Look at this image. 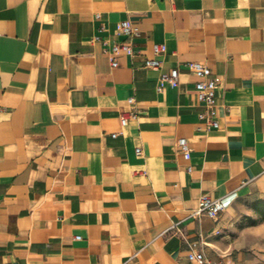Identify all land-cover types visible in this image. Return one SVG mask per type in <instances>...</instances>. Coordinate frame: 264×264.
Returning a JSON list of instances; mask_svg holds the SVG:
<instances>
[{"label": "crops", "instance_id": "obj_1", "mask_svg": "<svg viewBox=\"0 0 264 264\" xmlns=\"http://www.w3.org/2000/svg\"><path fill=\"white\" fill-rule=\"evenodd\" d=\"M122 21L140 35L113 68ZM155 44L180 71L161 91ZM191 62L219 81L218 129ZM203 196L225 211L196 215ZM242 199L264 200V0H0V264H255Z\"/></svg>", "mask_w": 264, "mask_h": 264}, {"label": "built area", "instance_id": "obj_2", "mask_svg": "<svg viewBox=\"0 0 264 264\" xmlns=\"http://www.w3.org/2000/svg\"><path fill=\"white\" fill-rule=\"evenodd\" d=\"M118 33L126 37L125 41L115 43L111 46L110 55L112 57V67L119 66L117 57L121 54L132 55L133 49L130 43L132 37L140 35L139 27L132 25L129 21H122L118 25ZM99 39V38H98ZM166 46L161 44H155L153 46V53L155 58H147L145 60V67L149 69L160 70V91L164 84H171L173 86L178 85L180 78L179 69L175 68L168 73L162 71V62L159 56L165 53ZM187 67L195 74L197 81L194 85L197 101L202 107V110L198 114V118L201 121H205L208 129H218L220 127L219 113H218V88L219 81L213 77L211 69L203 62H191ZM132 106V110L121 117L122 126H126L130 120L138 118V111L134 108L135 99L130 98L128 100ZM118 134H113V137H117ZM178 146L181 152L184 154L186 160L191 157V149L189 147L186 138H180L178 140ZM137 153H141V149L136 150ZM192 169L189 168V171ZM226 205L221 199H211L208 196H203L200 199L199 208L196 211V215L205 213L210 218H217L223 211H225ZM80 240L81 236L76 237ZM189 260L198 264H231L223 259L210 262L206 259L204 253L193 252L189 255Z\"/></svg>", "mask_w": 264, "mask_h": 264}, {"label": "rangeland", "instance_id": "obj_3", "mask_svg": "<svg viewBox=\"0 0 264 264\" xmlns=\"http://www.w3.org/2000/svg\"><path fill=\"white\" fill-rule=\"evenodd\" d=\"M252 204L253 202L250 200L242 199L238 201V203L232 208L231 213L228 214V220L231 221L235 230L242 231L245 228L252 226V219H256L253 218L255 214L252 213ZM254 244V251L250 247V252L259 258L255 264H264V259L261 258V256L264 255V241H255ZM255 260L256 259H254V261Z\"/></svg>", "mask_w": 264, "mask_h": 264}, {"label": "trees", "instance_id": "obj_4", "mask_svg": "<svg viewBox=\"0 0 264 264\" xmlns=\"http://www.w3.org/2000/svg\"><path fill=\"white\" fill-rule=\"evenodd\" d=\"M251 207L254 210L255 214L258 216V218L252 219V226L264 223V200L254 202Z\"/></svg>", "mask_w": 264, "mask_h": 264}]
</instances>
